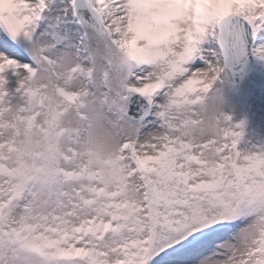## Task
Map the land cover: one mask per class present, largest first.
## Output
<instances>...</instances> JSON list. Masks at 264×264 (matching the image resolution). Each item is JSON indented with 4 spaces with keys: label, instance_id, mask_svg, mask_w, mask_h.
Returning a JSON list of instances; mask_svg holds the SVG:
<instances>
[{
    "label": "snow or ice",
    "instance_id": "1",
    "mask_svg": "<svg viewBox=\"0 0 264 264\" xmlns=\"http://www.w3.org/2000/svg\"><path fill=\"white\" fill-rule=\"evenodd\" d=\"M257 109L264 0H0V264H264Z\"/></svg>",
    "mask_w": 264,
    "mask_h": 264
},
{
    "label": "rangeland",
    "instance_id": "2",
    "mask_svg": "<svg viewBox=\"0 0 264 264\" xmlns=\"http://www.w3.org/2000/svg\"><path fill=\"white\" fill-rule=\"evenodd\" d=\"M245 114L242 109L238 108L236 118H240L241 115ZM249 119V134L253 135V139L264 140V113H261L258 109L254 112H248Z\"/></svg>",
    "mask_w": 264,
    "mask_h": 264
}]
</instances>
